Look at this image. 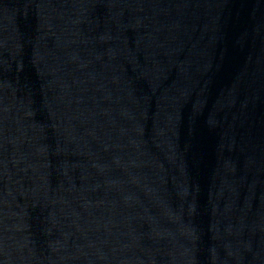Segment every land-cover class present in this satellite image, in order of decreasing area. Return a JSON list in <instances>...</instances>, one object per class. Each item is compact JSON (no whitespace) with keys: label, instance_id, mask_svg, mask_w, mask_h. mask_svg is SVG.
Instances as JSON below:
<instances>
[{"label":"water","instance_id":"water-1","mask_svg":"<svg viewBox=\"0 0 264 264\" xmlns=\"http://www.w3.org/2000/svg\"><path fill=\"white\" fill-rule=\"evenodd\" d=\"M0 264H264V0H0Z\"/></svg>","mask_w":264,"mask_h":264}]
</instances>
